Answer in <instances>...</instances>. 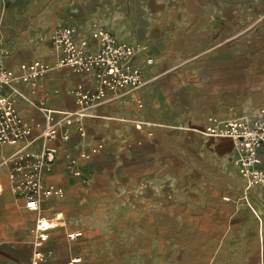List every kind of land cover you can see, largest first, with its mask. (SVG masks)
Here are the masks:
<instances>
[{"label":"crops","instance_id":"1","mask_svg":"<svg viewBox=\"0 0 264 264\" xmlns=\"http://www.w3.org/2000/svg\"><path fill=\"white\" fill-rule=\"evenodd\" d=\"M62 25L90 50L98 27L133 44L144 81L88 106L83 133L73 123L68 140L47 141L39 101L74 110V89L95 87L90 75L56 65L61 52L51 37ZM0 41L10 69L33 60L51 65L45 77L16 82L10 92L33 132L30 142H0V264H30L40 215L58 222L43 246L46 264L75 255L80 264H178L176 223L219 236L240 261L264 264V185L245 196L238 146L203 131L211 117L256 122L264 103V0H2ZM56 119L63 129V115ZM48 145L57 147L52 168L35 170L28 159L16 178L34 173L64 192L29 210L9 176L19 154ZM83 151L92 154L82 158ZM260 156L264 168V144ZM70 157L89 185L69 172ZM74 229L83 236L67 241Z\"/></svg>","mask_w":264,"mask_h":264},{"label":"built area","instance_id":"2","mask_svg":"<svg viewBox=\"0 0 264 264\" xmlns=\"http://www.w3.org/2000/svg\"><path fill=\"white\" fill-rule=\"evenodd\" d=\"M2 0H0L1 4ZM98 41L97 50L88 48L87 39H76L71 26L62 25L51 37L54 46L61 52L56 65L70 66L76 73H85L95 81L93 89L84 88L82 85L74 89V97L78 107L74 110H54L45 105L42 99L39 107L46 114V122L42 132L48 140L61 138L64 141L71 137V127L77 123L80 133L84 132L81 120L86 114V108L92 103L103 98L108 90L124 89L138 86L143 83V72L134 61L136 48L126 41L120 40L105 27H98L93 35ZM6 53L2 41H0V142L13 144L21 140L31 141L33 128L27 120L17 111L12 94L13 84L22 81H35L46 76L51 65L42 60H33L22 63L20 70L8 68L3 61ZM152 61V58L148 59ZM56 113L63 115L65 126L63 129L57 126ZM212 136H227L234 141L240 150L237 166L247 184L244 193L254 185H264V168L260 148L264 144V103L259 108L256 122H251L243 116L219 119L211 117L203 130ZM100 143L93 148V152L102 147ZM57 153L55 145L45 146L40 151L25 152L18 155L15 161V169L10 173L12 189L24 200V207L29 210H39L44 198L50 195H62L63 188L53 184L46 185L36 174H25L22 178H16V172L21 171L25 162L32 159L35 170L49 171ZM91 152L83 151L80 156L89 158ZM69 172L80 177L83 183L89 185L91 180L83 176V172L76 166L74 157H70ZM1 190V187H0ZM229 199L228 196H225ZM58 225L53 218L38 216L33 226L35 251L30 264H46L47 254L43 248L50 239V229ZM83 236L79 229L68 230L67 241H74ZM82 255L68 258L61 264H80Z\"/></svg>","mask_w":264,"mask_h":264},{"label":"rangeland","instance_id":"3","mask_svg":"<svg viewBox=\"0 0 264 264\" xmlns=\"http://www.w3.org/2000/svg\"><path fill=\"white\" fill-rule=\"evenodd\" d=\"M176 246L178 264H252V261L239 260L232 244L221 242L219 236L205 235L196 225L176 223ZM211 240L208 248L204 240Z\"/></svg>","mask_w":264,"mask_h":264}]
</instances>
